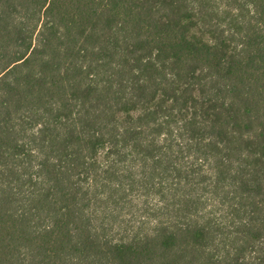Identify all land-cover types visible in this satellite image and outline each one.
Listing matches in <instances>:
<instances>
[{
  "label": "trees",
  "instance_id": "obj_1",
  "mask_svg": "<svg viewBox=\"0 0 264 264\" xmlns=\"http://www.w3.org/2000/svg\"><path fill=\"white\" fill-rule=\"evenodd\" d=\"M0 264H264V0H0Z\"/></svg>",
  "mask_w": 264,
  "mask_h": 264
}]
</instances>
